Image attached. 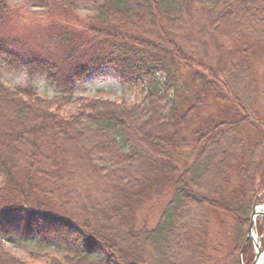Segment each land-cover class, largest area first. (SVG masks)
<instances>
[{"label": "trees", "instance_id": "1", "mask_svg": "<svg viewBox=\"0 0 264 264\" xmlns=\"http://www.w3.org/2000/svg\"><path fill=\"white\" fill-rule=\"evenodd\" d=\"M78 1L0 0V61L61 93L0 77V264L39 257L7 250L11 236L62 251L42 264H212L213 226L240 264L264 202V0H92L83 15ZM102 69L133 103L72 97ZM152 200L157 222L138 227ZM253 256L248 240L242 264Z\"/></svg>", "mask_w": 264, "mask_h": 264}, {"label": "rangeland", "instance_id": "2", "mask_svg": "<svg viewBox=\"0 0 264 264\" xmlns=\"http://www.w3.org/2000/svg\"><path fill=\"white\" fill-rule=\"evenodd\" d=\"M26 0H14L16 4H25ZM92 0H79L77 7L79 12L83 15L85 13L92 12ZM193 26L189 27L190 33H192V39H195L197 33V25L192 24ZM194 34V35H193ZM0 77L2 82L9 87H33L38 96L43 98H54L61 95L60 92L55 91V89L47 83L43 77H30L28 76L23 69L12 70L6 66L3 61H0ZM264 84V83H263ZM263 92L259 95L258 106L261 111L264 113V85H262ZM136 92H134L130 87L121 85L118 80V75L109 69H102L99 73H91L82 82L75 84V89L72 93V97H86V98H95V99H107L110 101H126L128 103H133L136 99ZM71 106L64 107L62 113L68 114L71 112ZM183 152V159L190 164L193 160V156L190 149H185ZM68 164L71 167H75V158L73 155H69ZM182 160V159H181ZM1 181V176H0ZM260 204V203H259ZM165 205V200H152L150 203L146 204L140 211L137 213L136 224L138 227L145 226L151 229L158 220L160 213L163 210ZM264 205V202L261 204ZM228 221V220H226ZM262 224V218L256 219V227ZM194 226V223H193ZM228 231L231 229V222L227 223ZM259 236V235H258ZM211 237H213V244L219 245L221 249L217 254L212 256L215 258L212 264H229L231 259L227 257V247L224 244L223 232L213 226L211 228ZM260 238V237H258ZM261 251L264 252L262 245L264 244V237L260 239ZM4 246L7 250L12 252L17 257L22 259H27L30 253H33L38 258H33L31 264H42L45 260V255H61V250L55 251L54 245H44L37 243L34 236L27 238H16L11 236L8 239H4ZM227 250V251H226ZM229 252V251H228ZM184 257V256H182Z\"/></svg>", "mask_w": 264, "mask_h": 264}, {"label": "water", "instance_id": "3", "mask_svg": "<svg viewBox=\"0 0 264 264\" xmlns=\"http://www.w3.org/2000/svg\"><path fill=\"white\" fill-rule=\"evenodd\" d=\"M259 207H261V206L259 204H257V197H256L254 199L253 204H252L251 212L249 215L247 234H246V237L244 240V244L239 251V262H240V264H242L241 263V255H242L244 246L248 240H250V242L253 245V249H254V258H253V261L251 264H256V261L259 258V256L264 253L261 251V248H260V238L256 239L254 236L255 219L257 217H264V211H258L257 210V208H259Z\"/></svg>", "mask_w": 264, "mask_h": 264}, {"label": "bare ground", "instance_id": "4", "mask_svg": "<svg viewBox=\"0 0 264 264\" xmlns=\"http://www.w3.org/2000/svg\"><path fill=\"white\" fill-rule=\"evenodd\" d=\"M80 152L84 153V149L81 148ZM257 210L258 211H264V206L257 208ZM256 264H264V253L259 256V258L256 261Z\"/></svg>", "mask_w": 264, "mask_h": 264}]
</instances>
